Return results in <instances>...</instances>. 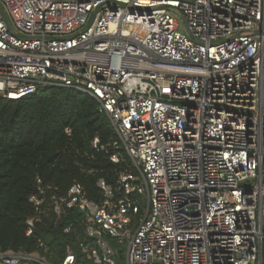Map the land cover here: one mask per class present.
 I'll return each instance as SVG.
<instances>
[{
    "label": "built area",
    "instance_id": "2783aa9c",
    "mask_svg": "<svg viewBox=\"0 0 264 264\" xmlns=\"http://www.w3.org/2000/svg\"><path fill=\"white\" fill-rule=\"evenodd\" d=\"M45 86L95 99L117 138L91 147L136 172L99 201L36 176L28 233L51 216L95 264H264V0H0V98Z\"/></svg>",
    "mask_w": 264,
    "mask_h": 264
},
{
    "label": "trees",
    "instance_id": "16d2710c",
    "mask_svg": "<svg viewBox=\"0 0 264 264\" xmlns=\"http://www.w3.org/2000/svg\"><path fill=\"white\" fill-rule=\"evenodd\" d=\"M95 136L100 144L117 138L88 94L45 86L19 99L0 98V251H37L56 263L71 244L74 264H95L77 245V238H83L81 230L65 235L51 216L42 217L29 233L26 224L33 214L27 197L34 191L36 176L60 191L77 180L90 199L99 201L103 194L98 179L114 188L119 171L136 172L127 155L113 162L106 152L93 149ZM73 217L80 214L66 210L62 221H76Z\"/></svg>",
    "mask_w": 264,
    "mask_h": 264
},
{
    "label": "rangeland",
    "instance_id": "374dc122",
    "mask_svg": "<svg viewBox=\"0 0 264 264\" xmlns=\"http://www.w3.org/2000/svg\"><path fill=\"white\" fill-rule=\"evenodd\" d=\"M180 20V19H179Z\"/></svg>",
    "mask_w": 264,
    "mask_h": 264
}]
</instances>
